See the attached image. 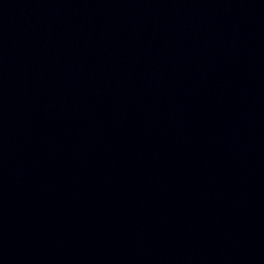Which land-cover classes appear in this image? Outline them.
<instances>
[{
    "label": "water",
    "instance_id": "obj_1",
    "mask_svg": "<svg viewBox=\"0 0 264 264\" xmlns=\"http://www.w3.org/2000/svg\"><path fill=\"white\" fill-rule=\"evenodd\" d=\"M8 102L4 39L0 11V264L5 261L8 212Z\"/></svg>",
    "mask_w": 264,
    "mask_h": 264
}]
</instances>
